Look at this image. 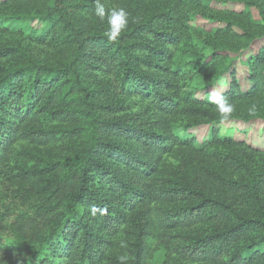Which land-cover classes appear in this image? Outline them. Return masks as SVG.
<instances>
[{
  "label": "trees",
  "instance_id": "1",
  "mask_svg": "<svg viewBox=\"0 0 264 264\" xmlns=\"http://www.w3.org/2000/svg\"><path fill=\"white\" fill-rule=\"evenodd\" d=\"M225 1L259 21L205 17V0H102L130 14L110 42L92 0H0V189L19 207L0 217L18 236L0 264H147L159 249L164 264H264V148L218 137L204 96L226 82L227 122L264 124V44L244 84L235 71L264 38V0ZM196 18L219 27L194 37ZM200 125V145L178 134Z\"/></svg>",
  "mask_w": 264,
  "mask_h": 264
},
{
  "label": "rangeland",
  "instance_id": "2",
  "mask_svg": "<svg viewBox=\"0 0 264 264\" xmlns=\"http://www.w3.org/2000/svg\"><path fill=\"white\" fill-rule=\"evenodd\" d=\"M205 5H207V10L204 13L205 17L210 16L212 10L214 11H224V10H245L250 13L252 19L257 22L259 21V17L257 11L254 8H249L241 4H234L232 2H226L225 0H205ZM35 25V24H34ZM219 27L218 25H214L209 20L196 18L193 22V31L192 33L194 37H197L198 34L201 37L205 38V31L215 29ZM3 38L1 41H5ZM264 44V38L253 42L250 45V48L239 53L235 59V71L236 77L239 83L244 84L245 76L247 73L246 59L250 55H255L259 48ZM196 45H202V43H196ZM196 82V86L201 88L208 84L207 79L201 78ZM191 88H186V92ZM196 95H200V93H196ZM184 122V121H183ZM182 122V123H183ZM181 125V122H178V126ZM179 129V128H178ZM218 137H227L234 141H244L247 145L255 148H264V124L258 121H253L249 123H241V122H226L222 123L218 126ZM178 134L185 135L187 138L192 139L196 145H200L202 142L210 139L209 127L206 125H200L194 128H188L184 130L180 128L178 130ZM16 186L6 184L3 188L0 189V217L12 221V216L15 215L18 210V206L13 202V194L15 195ZM12 218V219H11ZM2 221V222H3ZM8 222V223H9ZM8 223L4 227H0V243H4L6 240L15 241L18 236L16 235V231L8 227ZM147 264H164L163 263V251L155 250L152 255V258L147 262ZM171 264H185L183 262H179L176 258Z\"/></svg>",
  "mask_w": 264,
  "mask_h": 264
},
{
  "label": "clouds",
  "instance_id": "3",
  "mask_svg": "<svg viewBox=\"0 0 264 264\" xmlns=\"http://www.w3.org/2000/svg\"><path fill=\"white\" fill-rule=\"evenodd\" d=\"M94 9L93 15L101 22L106 21L107 29L104 36L110 42H116L121 34L127 30L130 22V14L123 7L106 8L102 0H92ZM226 88V82L220 81L217 86L204 93L205 99L209 105H214L221 122L229 121L234 112L235 105L224 95L223 89ZM254 110V109H253ZM90 214L95 217L97 213L106 214L107 209H99L95 206L89 209ZM129 257L126 253L118 257L119 264H126ZM20 264V262H18Z\"/></svg>",
  "mask_w": 264,
  "mask_h": 264
}]
</instances>
